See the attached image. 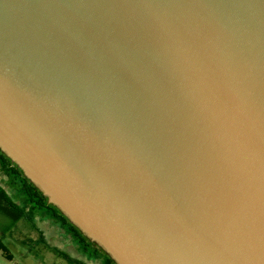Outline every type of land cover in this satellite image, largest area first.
<instances>
[{
	"label": "water",
	"instance_id": "obj_1",
	"mask_svg": "<svg viewBox=\"0 0 264 264\" xmlns=\"http://www.w3.org/2000/svg\"><path fill=\"white\" fill-rule=\"evenodd\" d=\"M0 151L115 264H264V0H0Z\"/></svg>",
	"mask_w": 264,
	"mask_h": 264
},
{
	"label": "trees",
	"instance_id": "obj_2",
	"mask_svg": "<svg viewBox=\"0 0 264 264\" xmlns=\"http://www.w3.org/2000/svg\"><path fill=\"white\" fill-rule=\"evenodd\" d=\"M0 172L6 177L5 183L12 190L11 195H9L0 182L1 214L8 220L7 224L2 227L1 235L10 233L19 221L36 229L34 221L36 217L48 219L56 223L70 237L78 251L89 260L99 261V264H115L96 244L89 241L75 226L69 223L56 207L48 204L46 197L24 177L22 171L1 151ZM15 198H19L23 204H17ZM40 243L46 245L42 237L35 241V245ZM47 248L57 257L65 259L69 264H82L55 247L47 246ZM3 251L8 253L6 249Z\"/></svg>",
	"mask_w": 264,
	"mask_h": 264
},
{
	"label": "rangeland",
	"instance_id": "obj_3",
	"mask_svg": "<svg viewBox=\"0 0 264 264\" xmlns=\"http://www.w3.org/2000/svg\"><path fill=\"white\" fill-rule=\"evenodd\" d=\"M6 177L0 172V182L3 189L11 195L12 190L5 183ZM17 204L23 202L15 198ZM35 228L19 221L6 235L0 234V264H69L62 257H57L47 246L55 247L66 253L71 259L82 264H99V261L89 260L75 247L70 237L53 221L36 217ZM8 220L3 217L0 209V233ZM42 237L45 244L35 245ZM7 250V254L3 251ZM73 264V263H70Z\"/></svg>",
	"mask_w": 264,
	"mask_h": 264
}]
</instances>
